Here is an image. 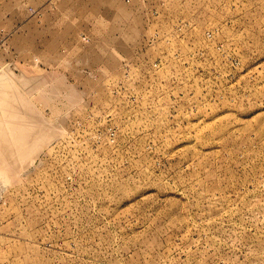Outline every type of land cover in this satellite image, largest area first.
I'll use <instances>...</instances> for the list:
<instances>
[{
	"label": "rangeland",
	"instance_id": "374dc122",
	"mask_svg": "<svg viewBox=\"0 0 264 264\" xmlns=\"http://www.w3.org/2000/svg\"><path fill=\"white\" fill-rule=\"evenodd\" d=\"M1 125L0 264H264V0H0Z\"/></svg>",
	"mask_w": 264,
	"mask_h": 264
},
{
	"label": "bare ground",
	"instance_id": "6f19581e",
	"mask_svg": "<svg viewBox=\"0 0 264 264\" xmlns=\"http://www.w3.org/2000/svg\"><path fill=\"white\" fill-rule=\"evenodd\" d=\"M9 97H10V96H9ZM4 98H5V97H4ZM11 98H12V97H11ZM11 98H10V99H11ZM12 99H13V98H12ZM6 100H7V101H6ZM13 100H14V99H13ZM13 100H11V103H12ZM5 101H6L7 103H10L8 99H5ZM7 103H6V104H7ZM18 103H19V102H17V104H18ZM12 104H13V103H12ZM8 105H9V104H8ZM25 105H26V104H25ZM4 106H5V105H4ZM10 106H11V105H9V107H10ZM15 106H16V105L14 104V107H15ZM17 106H18V105H17ZM19 106H20V104H19ZM19 106H18V107H19ZM9 107H8V109H11V107H10V108H9ZM18 107H15V108H18ZM5 108H6V106H5ZM12 108H13V105H12ZM19 109H20V107H19ZM21 109H22V108H21ZM5 110H7V109H5ZM11 110H12L13 112H16V110H15V111H14L13 109H11ZM11 110H9V112H10ZM2 111H3V110H2ZM25 111H26V110H25ZM6 112H8V110H7ZM6 112H5V113H6ZM13 112L11 113L10 117L12 116ZM23 112H24V111L22 110V113H23ZM26 112H27V111H26ZM20 113H21V110H20ZM20 113H18V111H17L14 115H17V114L19 115ZM28 113H29V112H28ZM3 114H4V112H3ZM8 114H9V113H8ZM20 115H22V114H20ZM23 115H24V113H23ZM7 116H8V115H7ZM24 116H26V114H25ZM30 116H31V115H30ZM5 117H6V114H5ZM8 117H9V116H8ZM19 117H20V116H19ZM28 117H29V116H28ZM28 117H27V118H28ZM12 118H14V117H12ZM12 118L9 119L10 122H11ZM19 119H21V118H19ZM4 121H5V120H4ZM16 121H17V120H16ZM24 121H26V120L24 119ZM7 122H8V121H7ZM12 122H13V121H12ZM19 122H20V121H19ZM26 122H27V121H26ZM13 123H14V122H13ZM16 124H17V123H16ZM21 124H22V122L19 123L20 127L23 126V125L21 126ZM19 125H18V128H19ZM4 126H5V129H7V130H8V128H9V129H12L13 131H14V130L16 131V129H17V128H16L17 125H15V127H14V124H13V125L11 124V127H10V125H7V127H6V125H4ZM8 126H9V127H8ZM0 127H1L0 131H1V130L3 131V130H4V129H2V128H4L3 125H1ZM12 130H10V131H12ZM15 131H14V132H15ZM14 132H13V133H14ZM0 154H1V152H0ZM5 154H7V153H5ZM11 165H12V164H11ZM33 169H34V168H33ZM33 169H32V170H33ZM26 170H27V169H26ZM24 171H25V170H24ZM29 173H30V172H29ZM2 175H3V174H2ZM2 175H1V176H2ZM4 176H5V175H4ZM6 176H7V175H6ZM6 176H5V177H6ZM6 179H7V178H6ZM6 179L3 178V180H6ZM4 183H5V182H4ZM5 185H6V184H5Z\"/></svg>",
	"mask_w": 264,
	"mask_h": 264
},
{
	"label": "built area",
	"instance_id": "2783aa9c",
	"mask_svg": "<svg viewBox=\"0 0 264 264\" xmlns=\"http://www.w3.org/2000/svg\"><path fill=\"white\" fill-rule=\"evenodd\" d=\"M87 38H84V40H86Z\"/></svg>",
	"mask_w": 264,
	"mask_h": 264
}]
</instances>
